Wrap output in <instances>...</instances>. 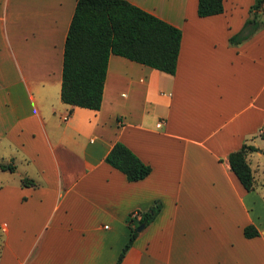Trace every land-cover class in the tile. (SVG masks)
Returning <instances> with one entry per match:
<instances>
[{
    "label": "crops",
    "instance_id": "0c3cea01",
    "mask_svg": "<svg viewBox=\"0 0 264 264\" xmlns=\"http://www.w3.org/2000/svg\"><path fill=\"white\" fill-rule=\"evenodd\" d=\"M127 1L181 29L176 70L111 54L93 110L60 96L77 0H0V264H116L127 217L155 202L120 264H264V27L229 42L254 0L205 17L198 0ZM116 142L145 178L105 161ZM243 143L251 191L228 162Z\"/></svg>",
    "mask_w": 264,
    "mask_h": 264
},
{
    "label": "trees",
    "instance_id": "16d2710c",
    "mask_svg": "<svg viewBox=\"0 0 264 264\" xmlns=\"http://www.w3.org/2000/svg\"><path fill=\"white\" fill-rule=\"evenodd\" d=\"M263 10L264 0H254L242 29L229 38L231 45L244 42L264 27ZM222 12L223 0H198V16ZM181 35L178 27L127 0H77L64 42L61 100L71 106L98 110L111 54L174 74ZM258 150L253 145L243 143L239 149L228 154L232 172L247 191L255 186L247 156ZM105 161L125 174L129 181L141 180L151 172V167L121 142L112 146ZM0 168L14 170L12 164L0 163ZM21 184L32 186L34 182L23 178ZM160 210V202H155L149 209L139 212L138 218L127 217L131 232L116 264L121 263L139 234L137 227L149 225ZM243 232L246 237L258 235L253 226H246Z\"/></svg>",
    "mask_w": 264,
    "mask_h": 264
},
{
    "label": "water",
    "instance_id": "95a60500",
    "mask_svg": "<svg viewBox=\"0 0 264 264\" xmlns=\"http://www.w3.org/2000/svg\"><path fill=\"white\" fill-rule=\"evenodd\" d=\"M143 227H144V224H141V225L137 228V230H138V231H141V230L143 229Z\"/></svg>",
    "mask_w": 264,
    "mask_h": 264
},
{
    "label": "built area",
    "instance_id": "2783aa9c",
    "mask_svg": "<svg viewBox=\"0 0 264 264\" xmlns=\"http://www.w3.org/2000/svg\"><path fill=\"white\" fill-rule=\"evenodd\" d=\"M134 215H136V216H137V214H134ZM4 227H6V226L4 225Z\"/></svg>",
    "mask_w": 264,
    "mask_h": 264
}]
</instances>
